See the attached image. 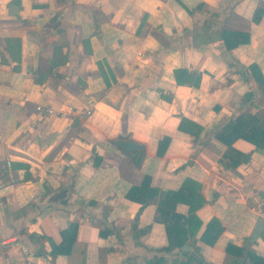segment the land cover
Masks as SVG:
<instances>
[{"label":"crops","instance_id":"crops-1","mask_svg":"<svg viewBox=\"0 0 264 264\" xmlns=\"http://www.w3.org/2000/svg\"><path fill=\"white\" fill-rule=\"evenodd\" d=\"M257 6L264 0H0V264L264 260V230L249 239L264 218V144L215 137L242 114L255 119L238 131L264 125L251 70L264 78ZM223 30L249 41L229 50ZM37 104L75 111L45 115ZM118 139L143 145L139 166ZM145 175L157 193L146 203L142 192L127 197ZM166 193L180 198L175 212L195 215L184 223L192 234L169 249L156 219ZM70 222L78 223L70 252L52 256ZM217 230L212 244L203 238Z\"/></svg>","mask_w":264,"mask_h":264},{"label":"trees","instance_id":"trees-1","mask_svg":"<svg viewBox=\"0 0 264 264\" xmlns=\"http://www.w3.org/2000/svg\"><path fill=\"white\" fill-rule=\"evenodd\" d=\"M263 14H264V8L257 6L253 11L252 20L255 23L259 22ZM221 36L224 41L225 47L229 50L237 46L240 43H247L249 41V35L247 33H238V32L223 30L221 32ZM6 41H7V47L9 49L11 58L19 62L20 60V40L19 38L17 37L6 38ZM85 44H86V40H83V45ZM99 66L102 68L101 63H99ZM251 70H252V75L255 81L264 91V78L262 74H260V72L258 71H255L256 66H254V64L251 65ZM103 75H105L104 72H103ZM190 79H191L190 83L194 87H196L199 84L200 74L199 73L195 74L193 72ZM41 80L42 78L35 79L36 82H40ZM107 85H110V84L107 83ZM248 94L249 93H247V95ZM254 119H255L254 115L242 114L239 117H237L235 122L230 121V123L226 124L222 130L216 132L215 137L221 142H223L225 145H229V146L234 141V139L238 137H242L244 139H247L253 142L256 145V147H260L264 144V125L261 127L253 128L250 131H246L244 133L237 130L238 127H240L242 122H245L247 124L248 122ZM231 129H234L232 134L229 133ZM113 141H116V140H113ZM124 152L127 153L131 157L133 163L136 166H139L141 164L144 154H145L143 149H137V150H132V151L124 150ZM14 165H19V166H24V167L26 166V164H17V163H15ZM148 180H149V176L145 175L141 184L132 186L130 188L129 193H127L128 194L127 197L133 199L135 198V196L132 195L134 192H142L146 194L143 199V203H146L151 197H153V195L157 193L155 189L148 188ZM179 199L180 198L177 195H175V193L173 194L166 193L165 196L159 199L158 204H157L158 217L156 219L163 222L167 227L169 245L165 247L166 249H169L173 246L182 245L186 241L188 234H192L191 225L187 228V227H184V223L186 220L187 223L191 224V219L193 217V221H194L195 215L193 214L192 216V214H190L187 218H185L184 216L175 212V203ZM197 205H199V203L194 205V207L191 206V209H193V212L191 210L190 213H194V209L195 207H197ZM214 224H215V221L211 220L207 224V227L213 226ZM170 225L175 230L173 235L170 233ZM77 227H78V223L70 222L68 226L61 231V236H62L61 242L59 244H54L51 242L50 254L52 256H55L60 253L70 252L71 245L76 238ZM100 233L102 235L105 234L102 231ZM217 235H218V230L212 235L211 239L206 238L205 235H203V238L206 241H208L210 244H212ZM172 237L178 238V241H175V242L171 241L173 239ZM157 261L161 262V259H158ZM260 263L264 264V260L257 258V261L253 262L252 264H260Z\"/></svg>","mask_w":264,"mask_h":264},{"label":"water","instance_id":"water-1","mask_svg":"<svg viewBox=\"0 0 264 264\" xmlns=\"http://www.w3.org/2000/svg\"><path fill=\"white\" fill-rule=\"evenodd\" d=\"M116 143H117V146H119L120 148L124 150H128V151L143 149V145L134 140L118 139ZM263 230H264V218L258 217L249 235L250 241H254L261 234ZM182 249L190 251V247L187 244H184L182 246ZM191 254L195 255L193 252Z\"/></svg>","mask_w":264,"mask_h":264},{"label":"built area","instance_id":"built-area-1","mask_svg":"<svg viewBox=\"0 0 264 264\" xmlns=\"http://www.w3.org/2000/svg\"><path fill=\"white\" fill-rule=\"evenodd\" d=\"M36 111L40 114L55 115V116H68L75 111V108L71 105H61L58 108H53L50 105L37 104L35 106ZM92 112L91 106L82 108L80 115H89Z\"/></svg>","mask_w":264,"mask_h":264}]
</instances>
